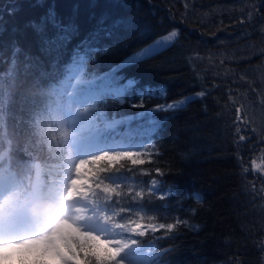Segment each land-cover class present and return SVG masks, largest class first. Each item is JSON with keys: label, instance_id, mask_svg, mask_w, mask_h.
<instances>
[{"label": "trees", "instance_id": "16d2710c", "mask_svg": "<svg viewBox=\"0 0 264 264\" xmlns=\"http://www.w3.org/2000/svg\"><path fill=\"white\" fill-rule=\"evenodd\" d=\"M173 30L174 43L143 50ZM57 36L66 39L51 44ZM79 57L97 86L132 81L101 107L112 122L101 138L123 150L79 171L89 177L82 195L106 219L141 223L143 264H264V184L248 168L264 146V0H0V175L13 174L20 197L35 190L34 160L41 184L59 176L48 108ZM175 218L192 227H160ZM52 253L24 264H110L72 228Z\"/></svg>", "mask_w": 264, "mask_h": 264}, {"label": "rangeland", "instance_id": "374dc122", "mask_svg": "<svg viewBox=\"0 0 264 264\" xmlns=\"http://www.w3.org/2000/svg\"><path fill=\"white\" fill-rule=\"evenodd\" d=\"M171 32L158 36L143 50L148 52L146 49L156 40ZM80 61L79 57V60L71 62L64 70L52 88L53 99L48 108V115L59 133L63 147L59 176L45 185L39 182V177H34L31 183L36 190L32 193L35 197L31 196L30 202L25 200L19 205L21 201L16 195L17 182L10 174L0 175V244L33 239L56 230L55 235L44 243L46 259L50 261L54 242L61 239L65 228H72L78 235L88 237L95 251L106 256L110 264H143L141 259L149 250L137 251L138 246L134 242L135 233L142 229L141 223L135 218L128 223L122 221L117 224L106 219L105 212L101 208L98 210L89 198L82 195V187L88 184L89 177L79 171L84 160L92 155L110 153L113 157L123 150V143L101 138L103 134L100 136L99 128L112 125L103 115L101 107L107 95L120 101L121 97L117 94L132 81L125 79L118 85L97 86L87 81L92 77L80 75ZM259 135L264 144V135ZM248 160V168L264 184V164L260 168L256 167V164L264 161V146ZM125 178L129 177L118 175L115 179ZM9 195L11 197L6 201ZM42 208H47L49 212L46 223L35 215L36 210ZM0 264L16 262L14 259H3Z\"/></svg>", "mask_w": 264, "mask_h": 264}, {"label": "snow or ice", "instance_id": "6c2138e0", "mask_svg": "<svg viewBox=\"0 0 264 264\" xmlns=\"http://www.w3.org/2000/svg\"><path fill=\"white\" fill-rule=\"evenodd\" d=\"M255 10L253 9L252 15H255ZM50 21L53 23L54 26L60 29L61 32H67L68 28L63 27L58 24V22L55 19V12L51 11L49 12ZM249 19H251V15L249 16ZM33 26L36 27V25L33 23ZM178 37V32L176 30H173L171 33H169L166 36H163L162 38L156 40L152 46H150L146 51L148 52H154L159 49L165 48L169 46L170 44L174 43L176 38ZM66 39V36H57L55 39L50 41L51 44H56L57 41H61ZM19 51V49H17ZM82 59V58H81ZM70 71L73 69H69ZM210 93L205 91H200L199 93L193 94V97L196 99L203 100L207 95ZM187 98H184L186 100ZM184 100L181 101V103H184ZM169 108L173 107L172 105L167 106ZM206 110V108H205ZM264 164V161H262L261 164H256L257 168H260L261 165ZM165 198V197H163ZM199 200V199H198ZM192 214L194 215L196 212V209H191ZM35 215L41 218V221L46 223V220L48 218L49 212L47 208L38 209L35 212ZM181 226L186 227H192L188 224V221L182 218H175V223L166 225V226H160L161 228L167 227L169 233H171L173 230L178 229ZM196 227H199L198 225ZM56 230H53L52 233H48L33 239L28 240H20V241H13L7 244H0V261L3 259H16L19 264H24V262L35 259L40 256V254L44 251V243L48 241L52 236L55 235ZM103 249H101V252L103 253Z\"/></svg>", "mask_w": 264, "mask_h": 264}, {"label": "water", "instance_id": "95a60500", "mask_svg": "<svg viewBox=\"0 0 264 264\" xmlns=\"http://www.w3.org/2000/svg\"><path fill=\"white\" fill-rule=\"evenodd\" d=\"M39 172H40L39 161L38 160H34V162H33V175L35 177H37L39 175ZM263 240H264V238H263Z\"/></svg>", "mask_w": 264, "mask_h": 264}, {"label": "bare ground", "instance_id": "6f19581e", "mask_svg": "<svg viewBox=\"0 0 264 264\" xmlns=\"http://www.w3.org/2000/svg\"><path fill=\"white\" fill-rule=\"evenodd\" d=\"M8 183V182H7ZM4 183H2V185H3ZM6 190V189H5Z\"/></svg>", "mask_w": 264, "mask_h": 264}]
</instances>
